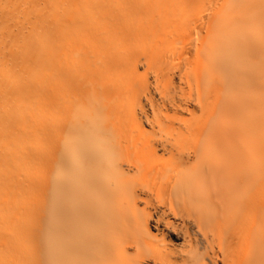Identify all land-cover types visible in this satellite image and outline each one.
I'll list each match as a JSON object with an SVG mask.
<instances>
[{"label": "bare ground", "instance_id": "bare-ground-1", "mask_svg": "<svg viewBox=\"0 0 264 264\" xmlns=\"http://www.w3.org/2000/svg\"><path fill=\"white\" fill-rule=\"evenodd\" d=\"M32 13L2 45L0 264L43 221V264H264V149L223 119L264 91V0Z\"/></svg>", "mask_w": 264, "mask_h": 264}, {"label": "rangeland", "instance_id": "rangeland-1", "mask_svg": "<svg viewBox=\"0 0 264 264\" xmlns=\"http://www.w3.org/2000/svg\"><path fill=\"white\" fill-rule=\"evenodd\" d=\"M1 2H7L9 4V13L16 14L12 18L8 20H4L3 22H0V68L7 67L3 66L2 61L3 57L5 55L6 50L3 49L2 45L6 44V41L11 40L8 32H6V26L10 25L13 26L14 21H16L19 26V31H28L27 27H29L31 24L36 25L39 22V18H37V15L32 13L31 18L29 19V16L27 14H24L25 8L31 4V0H0ZM6 4V3H5ZM2 4V5H5ZM39 8V7H38ZM42 9H37V11H41ZM17 13H20L19 16ZM22 13V14H21ZM5 31L3 32V30ZM18 32V31H16ZM15 32V33H16ZM13 43V42H11ZM5 69V68H3ZM238 89L236 88H230L229 96L230 98H235L239 95V92H237ZM253 95L255 97V101L251 103V106H249L244 111L241 112H235L232 114L225 115L223 119L226 120L233 131L243 133L245 135H249L253 140V147H255L257 150H263L264 149V108L261 103V99L264 96V91L261 87H258L254 90ZM238 144L243 145L242 142H239ZM27 218L32 219L33 216H28ZM40 227V234L31 242V250L33 252H38L39 256H37V259L32 258V255L29 253V257L25 259L26 264H43V258H42V249L46 242L47 235H46V227L43 223L39 224ZM38 227V228H39ZM38 230H35L30 227V233L36 234ZM22 233H25V231H21Z\"/></svg>", "mask_w": 264, "mask_h": 264}]
</instances>
